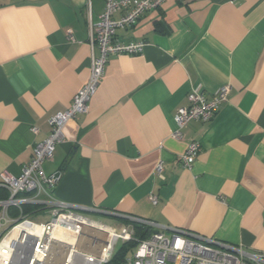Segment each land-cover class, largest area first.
<instances>
[{"label":"crops","instance_id":"crops-1","mask_svg":"<svg viewBox=\"0 0 264 264\" xmlns=\"http://www.w3.org/2000/svg\"><path fill=\"white\" fill-rule=\"evenodd\" d=\"M104 4L0 0V173L20 175L49 118L87 82L89 25ZM115 35L143 49L109 57L88 112L66 124L42 164L59 174L54 196L110 227L135 216L264 252V0H165ZM223 85L230 90L213 117L175 138L187 94L209 97ZM192 142L199 151L186 167Z\"/></svg>","mask_w":264,"mask_h":264},{"label":"built area","instance_id":"built-area-1","mask_svg":"<svg viewBox=\"0 0 264 264\" xmlns=\"http://www.w3.org/2000/svg\"><path fill=\"white\" fill-rule=\"evenodd\" d=\"M164 1L105 0L98 19L90 22L92 52L87 82L73 95L66 109L49 118L47 136L34 144L30 161L22 167L20 175L0 173V188L7 192L0 198V264H55L57 258L60 264H76L77 258H81L83 264H107L119 241L132 240L136 242L134 250L129 249L118 264H264V252L249 251L241 245L140 217L123 215L131 223L110 227L86 215L81 207L57 199L53 189L59 174L47 175L43 171V162L52 159L56 145L65 138L64 128L68 121L88 112L109 57L142 51V41H121L115 35L116 30L134 25L141 15ZM114 14L118 17L114 18ZM68 39L73 40L70 32ZM229 90L228 85H223L209 97L196 90L190 91L187 105L175 111L177 129L172 135L181 137V129L191 120L209 121L226 100ZM30 130L38 132L36 126ZM198 151L197 142L188 145L182 156L184 166L192 165ZM162 170L159 162L155 174L162 177ZM149 200L156 204L157 196L151 193ZM25 207L29 210L25 211ZM12 209L14 213L10 214ZM45 209L48 219L43 220L39 214ZM32 214L37 215L35 220ZM132 222L144 226L148 235L136 238ZM81 240H85L86 245L88 240L91 246L98 245L97 253L81 250Z\"/></svg>","mask_w":264,"mask_h":264},{"label":"trees","instance_id":"trees-1","mask_svg":"<svg viewBox=\"0 0 264 264\" xmlns=\"http://www.w3.org/2000/svg\"><path fill=\"white\" fill-rule=\"evenodd\" d=\"M29 210V207H25V211ZM126 221V220H125ZM124 221V223H125ZM126 224V223H125ZM136 238H144L148 235V230L139 223L132 222ZM136 242L134 240L125 242L122 245L118 246L111 261L107 264H118L119 260L126 254V252L131 248L135 247Z\"/></svg>","mask_w":264,"mask_h":264},{"label":"rangeland","instance_id":"rangeland-1","mask_svg":"<svg viewBox=\"0 0 264 264\" xmlns=\"http://www.w3.org/2000/svg\"><path fill=\"white\" fill-rule=\"evenodd\" d=\"M32 220H35V218L33 217ZM125 222H126V224L131 223V221H129V220H126ZM88 243H89L88 245L92 244L90 240H88ZM120 244H121V241L118 242V246H120ZM134 248L135 247H131L129 251L134 250Z\"/></svg>","mask_w":264,"mask_h":264},{"label":"bare ground","instance_id":"bare-ground-1","mask_svg":"<svg viewBox=\"0 0 264 264\" xmlns=\"http://www.w3.org/2000/svg\"><path fill=\"white\" fill-rule=\"evenodd\" d=\"M68 239V237H66Z\"/></svg>","mask_w":264,"mask_h":264}]
</instances>
